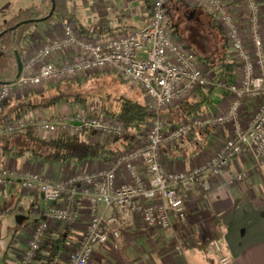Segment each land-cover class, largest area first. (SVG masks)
Wrapping results in <instances>:
<instances>
[{
  "label": "built area",
  "instance_id": "2783aa9c",
  "mask_svg": "<svg viewBox=\"0 0 264 264\" xmlns=\"http://www.w3.org/2000/svg\"><path fill=\"white\" fill-rule=\"evenodd\" d=\"M176 0H152L150 19L142 28H130L102 39L85 36L73 21L60 26V34L40 41L27 51L21 75L0 86V105L14 92L39 89L46 84L76 81L86 76L112 73L142 90L152 121L146 134L132 148L116 154L107 166L81 171L54 181L35 172L20 173L0 165V191L20 185L26 194L43 195L46 220L32 228L19 264H34L46 234L55 224L79 221L78 201L85 200L89 224L64 264H94L99 246L117 241L122 230L143 223L169 230L184 222L188 211L181 194L209 187V179L221 180L237 158L250 159L249 168L231 183L245 180L250 172L264 179V7L261 0H239L236 13L229 0H181L201 8L222 30L237 64L236 81H215L192 49L174 35L168 22L169 6ZM243 18V19H242ZM216 87L227 96L220 111L196 116L168 128L164 112L198 90ZM246 105L255 107L248 121ZM67 119H61V118ZM60 118V119H59ZM53 120L39 113L0 124V135L32 131L34 137L52 139L58 134L86 133L118 139L123 125L86 109ZM208 128L227 131L228 137L206 161L190 170L169 168L163 147L188 139ZM125 176L124 181L120 178ZM184 247L177 248L184 253ZM210 253L218 264H234L220 239H212Z\"/></svg>",
  "mask_w": 264,
  "mask_h": 264
},
{
  "label": "crops",
  "instance_id": "0c3cea01",
  "mask_svg": "<svg viewBox=\"0 0 264 264\" xmlns=\"http://www.w3.org/2000/svg\"><path fill=\"white\" fill-rule=\"evenodd\" d=\"M89 1L73 0L70 5L72 21L83 28L85 36L102 39L121 32H111L107 27L104 30H94L86 19V13L90 11ZM96 1L103 4L100 7L102 23L108 22L112 17L109 11L120 8V5L125 6V3L134 13L132 28L137 26L142 28L150 19L152 0ZM229 1L234 4L236 13L241 12L239 0ZM1 2L3 5L0 7V25L18 12V9H22V5L29 3L32 7L39 5V0H3ZM174 5L176 8L174 7L173 12L180 14V18L187 16L186 12L185 14L182 12L184 8L188 12V18L196 19L197 22L202 23L209 17L203 9L185 5L181 0L171 3L169 12ZM116 20L118 21L117 18ZM61 25L42 24L35 27L27 41V51L40 41L60 34ZM94 33L100 34L93 36ZM66 82L69 83V81H64ZM43 91L28 93L29 95H12L6 103L0 105V124L14 120L23 106L46 104L47 102L40 101L45 94ZM136 91L140 92L147 101L142 90L136 89ZM226 98L227 96L224 95L222 104ZM53 108H36L30 110L28 114L33 112L51 117L56 113ZM254 110L253 105H246L245 122L251 118ZM218 111H220L219 107L214 113ZM93 115L101 116L96 109ZM80 137L92 143H109L108 140H111L92 133H86ZM225 137H228L227 131L219 128H208L195 132L188 139L168 148L163 147L165 161L172 170H190L208 160L220 147ZM22 140L30 142V150L36 148V146L32 147L33 143L21 134L0 135V165L16 169L20 173L35 172L54 181H61L75 173L102 168L109 164V162L105 163L100 160L91 161L85 165H78L74 162L43 163L31 153H26L21 157L17 153L26 150L19 146V142H24ZM249 163V158L241 156L231 163L221 180L212 178L209 179V187L203 185L197 191H183L188 215L186 220L179 222L176 228L162 230L148 227L143 223L127 226L122 230L119 240H112L96 249L93 263L218 264L210 253V242L212 239H220L234 264H264V179L258 172L253 171L241 182H230L235 175L248 169ZM122 178L120 181H123ZM211 184L213 188L203 195L205 190L210 189ZM76 208L79 213L78 223L71 226L61 224L51 226L34 264H64L66 262L70 251L76 247L89 224L88 207L85 200L78 201ZM47 209L48 205L42 194H26L18 183L14 187L6 185L0 191V264H19L20 255L27 248L32 228L46 220ZM57 244L60 245L59 248ZM179 246L185 248L184 253H178ZM55 247H57V252L54 250ZM13 260L18 262H13Z\"/></svg>",
  "mask_w": 264,
  "mask_h": 264
},
{
  "label": "trees",
  "instance_id": "16d2710c",
  "mask_svg": "<svg viewBox=\"0 0 264 264\" xmlns=\"http://www.w3.org/2000/svg\"><path fill=\"white\" fill-rule=\"evenodd\" d=\"M72 2L73 0H39L38 6L21 9L0 25V86L13 83L19 77L18 58H20L23 63L25 62L27 41L31 37L35 27L42 24H64L68 21H72L73 15L70 10ZM174 7L175 5L171 7L170 13L173 17L175 15L181 17L180 14L173 12ZM53 10L54 13L50 16ZM183 13L185 14V11ZM78 27L83 34H85L83 28L79 25ZM224 40L219 39L215 35V44L212 52L207 55L205 52L203 53L206 59L203 65L215 81L223 80L227 83H233L237 78V64L231 56L225 38ZM181 42L195 53L194 48L197 47V43H195L194 40L184 38ZM109 74L110 76L104 73L86 76L87 78L83 83H89L91 80H102L105 76L109 77V79L114 78L115 80H121L114 74ZM122 81L123 80H121V82ZM122 84L126 85L124 81ZM224 95L225 93L216 87L196 91L187 99L164 112L166 126L171 128L186 120L193 119L196 116L213 114L218 107L219 109L221 108V101ZM109 100L113 102V109H110L105 103L97 105L95 102L94 104L97 105L95 109L101 116L122 123L123 134L118 139H115V141L110 143H92L83 140L80 136L65 134H58L56 137L46 140L34 137L32 131L29 130L27 133L21 134V136L29 139L36 145V148L32 150H30V148L22 150L17 153V155L22 157L26 153H31L33 157H36L43 163L65 164L67 162H74L78 165H85L96 160L105 163L110 162L116 154L132 148L144 137V133L152 121V115L150 114L143 95L136 91V89L133 90L128 88L123 92L120 91L118 95ZM63 102L72 105H87L89 100H82L79 97H74L72 99L60 97L59 99L51 100L49 103L42 105H33L31 107L23 106L14 120L21 119L28 114L30 110L36 108H50ZM212 188L213 185L211 184L209 190L203 192L202 188L201 192L205 195ZM181 194L184 198L183 192H181ZM57 245L59 248L60 245ZM56 248L57 247H55L54 250L57 252L58 250Z\"/></svg>",
  "mask_w": 264,
  "mask_h": 264
},
{
  "label": "rangeland",
  "instance_id": "374dc122",
  "mask_svg": "<svg viewBox=\"0 0 264 264\" xmlns=\"http://www.w3.org/2000/svg\"><path fill=\"white\" fill-rule=\"evenodd\" d=\"M1 1H3V0H0V7L3 5V3ZM90 1H89V7L88 8L91 12L88 11L86 13V19H88V21L91 23V27L94 30H98V31H99V29L104 30V28L107 27L111 30V32H117V31H126V30L133 27L134 24L132 23V21H133L134 13L131 9H128L127 3L124 4L125 6L120 5V8L109 11V13L111 14L110 16H112L110 19H113V18L114 19L113 20L109 19L108 22L102 23L101 17H100V11H101L100 7L103 4L101 2H97L96 0H90ZM261 3L264 7V0H261ZM26 6L28 8H31L32 4L31 3H29L28 5L24 4L21 7H22V9H25V8H27ZM175 8H176V6H175ZM180 8H182V7H180ZM180 8H179V10H180ZM18 10H21V8ZM184 11L186 12L187 16H185L184 18H180L179 16H176V15L173 17V15L168 10V12H169V15H168L169 26L171 27L172 31L174 32V35H176L179 40L182 41V39H184V38L189 40V38H190L191 40H194L195 43H197L196 46L198 48L196 46H195L196 48H194L195 54L197 55V57L199 58L201 63L204 64L206 62V59H205L203 53L205 52V54L207 55V54H210L212 52L214 44H215V35L219 39H222V40H224L225 35L220 30V28L217 26V24L214 23L215 21L213 20V18L208 17L207 20H205L204 22L201 23V22H197L196 19H189L188 18V12L185 8L182 12H184ZM195 13H197V12H195ZM195 13H194V15H195ZM15 14H13V15H15ZM197 16H199V15H197ZM90 17H91V19H90ZM116 18L118 19V21L116 20ZM136 28H139V27L137 26ZM103 32H105V31H103ZM105 33H108V32H105ZM99 34L100 33H94L93 36H98ZM182 35H184V36H182ZM57 36H59V34ZM97 39H99V38H97ZM188 44H190V43H188ZM107 76H105V78L102 80L101 79L91 80V82H89V83H83L84 80L87 78V77H84L80 80L69 81V83L63 82V83H56V84H54V83L46 84L39 89H34L31 91H27L25 93L27 95L28 93L32 94V92L44 90L43 92L45 94L42 96L40 101L41 102L44 101L47 103H49L51 100L59 99L60 97L66 98V99H72L74 97H79L82 100H84V99H86L87 101L89 100V102L86 106L80 105V104L72 105V104H67L65 102L60 103L56 106H53L54 107L53 109L56 113L52 114L51 117L47 116V118H50L51 120H53L57 117L58 118L62 117L64 115L69 116L70 114H73L74 111H76V109H78V108L81 110L86 109V110H88L87 112H89L90 114L93 115V111L95 110V107L98 104L105 103L107 106L110 107V109H113V106H114L113 102L110 101L109 99L118 95L120 91L123 92L124 90H127L128 88L133 89V90L139 89V88L133 86L132 84L127 83V82H125L126 83V85H125V84H122L123 81L121 82V80H115L114 78L109 79ZM14 94L20 95L21 93L19 94L17 92H14L13 95ZM38 101H39V99H38ZM95 102L97 105L94 104ZM146 103H147V101H146ZM44 117H46V116H44ZM61 119L64 120L67 118L64 117ZM145 134H146V131H145L144 135ZM109 138L112 140V141L108 140L109 143L115 141V139H116L114 137H109ZM22 141H24V142H19V146L24 147L26 149L31 147V144L29 141H27V140H22ZM34 146H36V145L33 144L32 147H34ZM122 177L121 178L124 181L126 177L125 176H122ZM14 261L18 262L17 260H13V262Z\"/></svg>",
  "mask_w": 264,
  "mask_h": 264
},
{
  "label": "water",
  "instance_id": "95a60500",
  "mask_svg": "<svg viewBox=\"0 0 264 264\" xmlns=\"http://www.w3.org/2000/svg\"><path fill=\"white\" fill-rule=\"evenodd\" d=\"M53 13H54V10L52 11L50 16H52ZM18 68H19V72H20V75H21V72H22V69H23V62H22V60L20 58H18Z\"/></svg>",
  "mask_w": 264,
  "mask_h": 264
}]
</instances>
